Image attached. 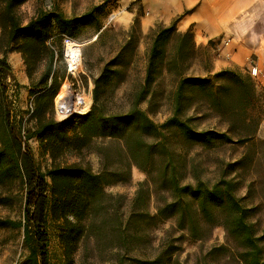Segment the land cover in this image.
<instances>
[{"label":"trees","instance_id":"16d2710c","mask_svg":"<svg viewBox=\"0 0 264 264\" xmlns=\"http://www.w3.org/2000/svg\"><path fill=\"white\" fill-rule=\"evenodd\" d=\"M26 2L0 0V80H13L5 54L18 53L32 99L28 121L33 123L30 130L16 127L2 103L0 179L3 174H16L23 198L22 220L0 223L22 229L28 263L49 264V222L60 223V242L69 255L79 239L106 226L125 243L124 236L136 240L139 232L172 220L175 229L192 241L206 240L213 228L221 227L239 249L241 264H264V229L259 230L253 219L256 208L243 206L226 171L215 181L206 176L209 157H189L193 148L207 153L232 142L233 136L236 141L254 137L262 95L250 75L231 68L213 72L210 55L195 44L191 30L179 32L173 23L154 24L145 35L143 77L132 82L124 99L116 98L117 90L128 83L136 58L134 32H140L139 15L93 81L90 109L57 121L53 100L64 80L59 70L62 37L76 38L83 27L96 24L99 39L105 30L99 13L107 3L80 17H68L53 6L24 23L17 10ZM115 101L118 106L109 110L107 105ZM162 109L167 116L157 124L151 116ZM208 118L223 121L226 132L200 128ZM31 139L50 159L44 171L34 161L27 143ZM94 145L98 170L81 162L57 163L62 155L82 156ZM132 167L144 172L146 180L138 184L124 215L122 197L107 194L105 188L126 183ZM161 259L140 264H158Z\"/></svg>","mask_w":264,"mask_h":264},{"label":"rangeland","instance_id":"374dc122","mask_svg":"<svg viewBox=\"0 0 264 264\" xmlns=\"http://www.w3.org/2000/svg\"><path fill=\"white\" fill-rule=\"evenodd\" d=\"M101 4L93 0H27L17 10V13L25 23L38 11H51L53 6L68 17H80ZM122 12L123 10L118 9L115 2H108L104 10L99 13L98 21L105 28L100 38L96 39V24L86 25L79 31L78 36L73 38L81 44L79 47L81 46L83 74L80 75L78 82H75L68 73V66L62 54L59 70L63 71L64 80L59 87L58 94L62 88L67 92L64 96L66 98L69 97V91L66 90L68 88L76 94L82 92L87 95L90 92L92 104L93 81L99 76L104 64L115 55L124 43L132 26L124 29L119 24L117 17ZM129 34L132 35V33ZM145 35L137 30L134 32V40L137 43L136 58L132 69L128 72L129 81L117 90L116 98L124 99L131 91L132 82L140 81L143 77ZM61 49L63 51L62 43ZM17 54L15 52L5 54L13 80L12 78L0 80V91L2 92V94L0 93V107L3 103L6 111H10V119L16 127L22 126L25 130H30L33 123L28 121V116L32 109V99L29 97L24 66ZM39 73H36L34 77L37 78ZM16 85L19 87L15 88ZM3 90H7V92L3 93ZM258 92L264 96L260 90ZM58 94L53 100V116L55 120L61 121V115L56 114L54 110V101L56 103ZM262 96L261 119L256 134L251 140L236 141L233 136L232 142L217 146L207 153H201L200 149L193 148L189 156L209 157L206 176L212 181L217 180L223 171H226L227 179L236 184L235 193L242 199L243 206L256 208L257 216L253 219L257 221L259 230L264 229V97ZM117 106L118 103L115 101L114 104H108L107 108L113 111ZM68 107L70 108V105ZM141 108L143 110L146 108L144 103L141 104ZM166 116L167 111L162 109L151 118L155 123L161 124ZM199 127L226 132L225 123L218 118L201 121ZM27 143L35 163L44 171L50 165L48 155L35 139H31ZM92 148L93 151L83 152L82 156H77L74 153L62 155L64 158L59 157L57 163H63V161L66 163L81 162L83 165L88 164L93 170H98L99 159L95 153L96 146L94 145ZM240 159H244V162L237 165V161ZM7 165L5 164L3 167L5 168ZM145 180V173L132 167L130 179L126 183L106 187L105 191L109 195L122 197L119 202L121 204L120 213L127 215L129 201L134 197L138 184ZM22 198L23 188L16 174L12 177L3 174L0 179V222L8 220L17 223L22 220ZM153 207L152 198L151 212L154 211ZM60 231V223L49 222L47 228L49 264H140V261H152L158 256L162 257L158 264H241L238 256L239 249L228 239L221 227L213 228L210 237L206 240L192 241L184 233L175 229L172 220H168L158 222L156 226L146 229L142 233L139 232L136 240L124 236L126 239L124 243L123 238L117 236L116 233L110 231L109 226H106L100 232L94 231L88 238L79 239V243L69 255L66 254L60 242ZM165 253L168 254L165 255ZM27 255L28 250L23 244L22 229L13 225L3 226L0 223V264H29ZM165 257L169 259V262H166L167 258L165 259Z\"/></svg>","mask_w":264,"mask_h":264},{"label":"crops","instance_id":"0c3cea01","mask_svg":"<svg viewBox=\"0 0 264 264\" xmlns=\"http://www.w3.org/2000/svg\"><path fill=\"white\" fill-rule=\"evenodd\" d=\"M93 1L115 2L123 10L117 20L124 29L141 15L142 35L156 23L166 26L173 23L179 32L191 30L195 44L210 55L213 72L231 68L249 75L251 65L255 66L257 72L252 79L264 93V0ZM219 40L228 42L216 49L214 43Z\"/></svg>","mask_w":264,"mask_h":264},{"label":"built area","instance_id":"2783aa9c","mask_svg":"<svg viewBox=\"0 0 264 264\" xmlns=\"http://www.w3.org/2000/svg\"><path fill=\"white\" fill-rule=\"evenodd\" d=\"M227 40H219L218 42H215V47L218 49L220 45H226ZM62 45H63V57L67 63L68 66V73L71 75V78L75 81L78 82V79L80 78V75L83 74L81 68V54H80V48L79 44L77 41H75L73 38L68 37V36H63L62 37ZM69 58V59H68ZM251 64V61H250ZM256 67L252 66L250 67V77H254L256 75ZM69 92V97H64L60 102L63 104H60V107L63 106L64 108L61 109L60 111L56 107V103L54 101V110L56 114H60L62 120L72 116L73 113L76 114H84L86 113L91 106V94L88 92L87 95H84V93H74L70 91V89H66ZM71 105L69 108L68 106Z\"/></svg>","mask_w":264,"mask_h":264},{"label":"bare ground","instance_id":"6f19581e","mask_svg":"<svg viewBox=\"0 0 264 264\" xmlns=\"http://www.w3.org/2000/svg\"><path fill=\"white\" fill-rule=\"evenodd\" d=\"M68 59H69V58H68ZM65 92H66V91L64 90V88H62L60 94H58L59 97L57 98V101H56V107L58 108V110H60L61 107H62L61 109L64 108L63 106L60 107V104H61V105L63 104V103L60 102V101L62 100V97L65 96ZM66 93H67V92H66ZM60 97H61V99H60ZM70 107H71V105H70Z\"/></svg>","mask_w":264,"mask_h":264}]
</instances>
